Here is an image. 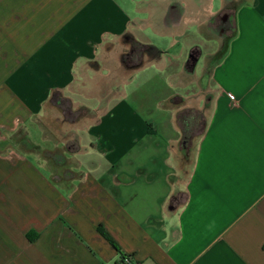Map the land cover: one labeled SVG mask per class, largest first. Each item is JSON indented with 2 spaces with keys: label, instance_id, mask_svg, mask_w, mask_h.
<instances>
[{
  "label": "crops",
  "instance_id": "obj_1",
  "mask_svg": "<svg viewBox=\"0 0 264 264\" xmlns=\"http://www.w3.org/2000/svg\"><path fill=\"white\" fill-rule=\"evenodd\" d=\"M0 132V264H264V0H0Z\"/></svg>",
  "mask_w": 264,
  "mask_h": 264
},
{
  "label": "rangeland",
  "instance_id": "obj_2",
  "mask_svg": "<svg viewBox=\"0 0 264 264\" xmlns=\"http://www.w3.org/2000/svg\"><path fill=\"white\" fill-rule=\"evenodd\" d=\"M220 17H222V15H220ZM218 18V21H217V27L219 28V30L222 32V31H224V28L226 27V25L228 24V20L229 19H225V20H222L221 18ZM223 18V17H222ZM225 18V17H224ZM221 19V20H220ZM223 33V32H222ZM142 89V88H141ZM139 91H140V89H139ZM138 91V92H139ZM198 118V117H197ZM37 120V122H39V120L38 119H36ZM16 123H20L19 121L18 122H16ZM197 129L199 130L200 129V125L199 126H197ZM197 132H199V131H197ZM7 133H2V132H0V152L4 149V147L6 146V143H7ZM12 139H17V142H19V140H22V139H24V133H23V131H20V132H17V138H16V136L14 137V138H12ZM19 139V140H18ZM13 140V141H14ZM195 143V139H193V141H192V148L191 149H193V144ZM18 144V143H17ZM21 145V149L22 150H24V148H22L23 146H22V144H20ZM29 148H27V150H28ZM191 155H192V151H191Z\"/></svg>",
  "mask_w": 264,
  "mask_h": 264
},
{
  "label": "trees",
  "instance_id": "obj_3",
  "mask_svg": "<svg viewBox=\"0 0 264 264\" xmlns=\"http://www.w3.org/2000/svg\"><path fill=\"white\" fill-rule=\"evenodd\" d=\"M132 44V47L134 48V49H136L138 52H141V46L140 45H138V44H136V43H134V42H131ZM138 48V49H137ZM189 115V114H188ZM179 121H180V123L181 124H185V123H191V125H193L194 124V122H195V115L194 114H191V120H189V119H187V117H186V115H184V113H182V114H180L179 115ZM193 134H195L194 133V131H192L191 133L190 132H184L183 133V138H182V140H183V142L184 143H186V144H188L189 142H190V140H191V137H189L190 135H193ZM99 232L110 242V243H112V241H111V239H109L108 237H107V235L105 234V232L102 230V229H99Z\"/></svg>",
  "mask_w": 264,
  "mask_h": 264
},
{
  "label": "built area",
  "instance_id": "obj_4",
  "mask_svg": "<svg viewBox=\"0 0 264 264\" xmlns=\"http://www.w3.org/2000/svg\"><path fill=\"white\" fill-rule=\"evenodd\" d=\"M119 264H135V263H133L131 256L123 255L119 260Z\"/></svg>",
  "mask_w": 264,
  "mask_h": 264
}]
</instances>
